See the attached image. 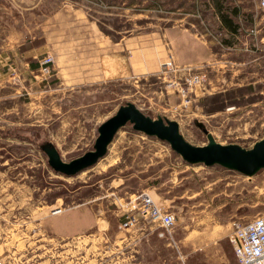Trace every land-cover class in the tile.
Listing matches in <instances>:
<instances>
[{
	"label": "rangeland",
	"instance_id": "rangeland-1",
	"mask_svg": "<svg viewBox=\"0 0 264 264\" xmlns=\"http://www.w3.org/2000/svg\"><path fill=\"white\" fill-rule=\"evenodd\" d=\"M18 1L0 0L3 264L156 262L148 257V237H122L123 222L130 208L127 202L134 193L146 191L156 199L151 189L164 191L165 184L160 185L164 171L156 177L152 166L143 164L164 153L170 154L167 164L184 168V238L202 237L210 249L202 257L184 256V264L234 263L230 235L235 224L264 214V166L247 175L219 163H188L166 140L135 130L127 122L93 165L75 174L54 170L40 144L54 143L62 159L70 160L93 148L96 125L87 123L86 129L85 122L77 124L73 119L74 102L90 99L64 97L63 111H67L55 119L60 114L54 112L59 110L60 99L52 90L58 85L54 55L48 51L36 57L24 54L29 46L42 42L38 38L42 12L54 10L59 0H42L44 5L28 10ZM124 1L103 2L112 7L103 9L106 12H93L99 15L100 28L110 38L128 33L133 24L142 29L184 24L216 43L219 61L192 65L194 73L207 72L201 83L187 86L184 81V94L180 85L168 83L182 81L183 74L163 70L162 66L158 72L141 75L135 81H110L106 84L109 98L99 108L100 120L130 101L152 118L176 120L183 137L193 144H205L212 137L220 143L249 148L264 137V17L256 0H135L134 6ZM215 1H220L216 3L223 5L224 13L238 10L231 14L240 24L237 33L221 27L223 21ZM46 55L52 57L48 71L39 63ZM137 167L146 170L135 171ZM82 201L92 203L98 218L97 225L87 233L59 238L40 226L39 211ZM159 205L164 207L163 202ZM79 212L77 209L75 214ZM138 246L143 257L134 256Z\"/></svg>",
	"mask_w": 264,
	"mask_h": 264
},
{
	"label": "crops",
	"instance_id": "crops-1",
	"mask_svg": "<svg viewBox=\"0 0 264 264\" xmlns=\"http://www.w3.org/2000/svg\"><path fill=\"white\" fill-rule=\"evenodd\" d=\"M107 1L125 3L124 0H59L54 10L48 13L42 12V20L38 23L40 33L38 38H42L40 45L29 46L24 51V54L29 57H36L45 51L54 55V74L58 85L52 90L60 99L59 110L54 111L60 114L55 119L67 111H63L64 97L90 99L83 100L81 104L74 102L75 106L72 105L71 108H75L76 116L73 119L76 123L85 122L83 128L87 129V123H95L97 133L93 132L94 143L99 134V126L114 115L121 105L130 102L118 105L112 114L100 120V105L106 103L109 98L106 86L108 82L125 78L135 81L141 75L158 72L169 51L173 53L175 61L180 64L202 65L219 61L217 52L214 50L216 43L204 39L201 32L184 24H167L143 29L133 24L128 28V33L118 38H110V35L100 28L97 20L99 15L93 13L106 12L107 10L103 9L112 7V4L103 3ZM127 1L135 5V0ZM18 2L26 10L44 5L42 0H19ZM221 27L224 28L222 25ZM206 72L207 70H203L202 74L206 75ZM60 121L62 122V119ZM127 122L135 129L132 122ZM178 129L180 131L179 123ZM115 133L107 144L106 152ZM94 143L92 149H94ZM48 146L54 147L62 159L54 143L44 141L40 144L46 154L45 148ZM156 157L160 158L155 159ZM169 157L170 154L165 153L155 155L154 159L150 157L143 164L151 165L152 173L156 177H161L164 171V180L160 184H165L164 191L159 192L158 187L151 190L156 197L155 200L160 202L159 204L163 202V206L174 213L176 221L173 227L168 231L157 223L139 219L133 226H123L126 234L124 233L122 237H128L131 234L132 237H148L149 259L178 264L181 261L184 262V256L202 257L210 249L205 246L202 237L187 240H185L186 237L184 238V168L173 167L171 162L167 164L166 160ZM48 158L47 154V160ZM181 158V160L184 159L182 156ZM162 160L164 162L160 164ZM144 170H146L145 167L135 168V171L139 172ZM57 206L39 211L38 216L42 229L52 235L59 238H73L87 233L97 225V213L92 203L88 201L62 206L60 211H53ZM77 209L80 210L79 214H75ZM128 231H130L129 234ZM141 249L142 247L139 246L134 248L135 257H143ZM130 263L132 262L123 264Z\"/></svg>",
	"mask_w": 264,
	"mask_h": 264
},
{
	"label": "water",
	"instance_id": "water-1",
	"mask_svg": "<svg viewBox=\"0 0 264 264\" xmlns=\"http://www.w3.org/2000/svg\"><path fill=\"white\" fill-rule=\"evenodd\" d=\"M127 121L132 122L135 129L143 131L147 135H154L166 140L170 147L188 163L207 165L219 163L247 175L253 174L257 169L264 166V137L258 139L259 142L249 148H241V145L233 142L220 143L212 137H209V142L205 144H193L180 133L177 121L163 119L160 116L152 118L132 102L121 105L114 115L99 126V134L96 137L94 149L70 161H63L55 148L48 146L45 148L49 157L48 163L54 170L65 174H75L93 165L105 154L107 144L115 131Z\"/></svg>",
	"mask_w": 264,
	"mask_h": 264
},
{
	"label": "built area",
	"instance_id": "built-area-1",
	"mask_svg": "<svg viewBox=\"0 0 264 264\" xmlns=\"http://www.w3.org/2000/svg\"><path fill=\"white\" fill-rule=\"evenodd\" d=\"M257 6L264 17V0H256ZM51 56H44L39 63L43 70H49ZM163 70L172 73H182L183 80H168L169 85H180V90L184 94V81L188 85L202 82L201 72H192L191 64H180L175 61L172 52H168L166 60L162 63ZM127 204L129 211L126 213L127 220L124 226L134 224L138 218H144L159 224L166 230H170L175 222L173 212L159 205L155 199L146 191H140L130 197ZM61 207H56L53 211H60ZM135 210V212L133 211ZM137 216V217H136ZM236 261L231 264H264V214L254 216L246 221L236 223L230 235ZM0 264H3L0 259ZM130 264H170L167 262H132ZM178 264H184L181 261Z\"/></svg>",
	"mask_w": 264,
	"mask_h": 264
},
{
	"label": "trees",
	"instance_id": "trees-1",
	"mask_svg": "<svg viewBox=\"0 0 264 264\" xmlns=\"http://www.w3.org/2000/svg\"><path fill=\"white\" fill-rule=\"evenodd\" d=\"M216 2H220V1H215ZM217 4V5H216ZM215 4V8H216V12L218 13V15H220V17L222 18L223 24L222 26H225L228 30H230V32L232 34H235L238 32V29L240 27V24L236 21H234L233 17L231 14H237L238 10L237 9H233L232 13L227 12L224 13V7L221 4L216 3ZM228 40H226L227 42Z\"/></svg>",
	"mask_w": 264,
	"mask_h": 264
},
{
	"label": "bare ground",
	"instance_id": "bare-ground-1",
	"mask_svg": "<svg viewBox=\"0 0 264 264\" xmlns=\"http://www.w3.org/2000/svg\"><path fill=\"white\" fill-rule=\"evenodd\" d=\"M259 141H255L254 143H253V145L252 146H255L257 143H258ZM241 147V146H240ZM241 148H243V147H241ZM245 149V148H244Z\"/></svg>",
	"mask_w": 264,
	"mask_h": 264
}]
</instances>
